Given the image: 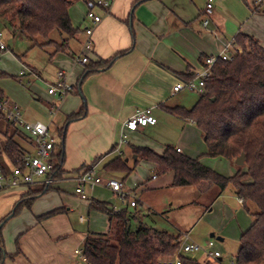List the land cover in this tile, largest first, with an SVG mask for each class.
Masks as SVG:
<instances>
[{"label":"crops","instance_id":"1","mask_svg":"<svg viewBox=\"0 0 264 264\" xmlns=\"http://www.w3.org/2000/svg\"><path fill=\"white\" fill-rule=\"evenodd\" d=\"M254 1L213 0L212 13L208 16V22L203 24L207 0H110L106 11L95 9V12L101 15V20L92 33V48L85 52L88 61L79 64L74 58L82 51L85 38L83 30L90 25V21L85 17V0H75L68 12L76 33L64 44L66 51L52 52L51 59L57 65L56 71L51 80L43 81L46 86L55 83L57 71L62 69L66 72L67 82L74 90L61 99L48 94L47 90L45 99H42L38 92L34 91V100L40 101L41 104L34 103V118L22 115L23 118L29 122L45 120L48 132L54 138V147L63 139L64 173L77 170L91 158L97 159L95 167L107 155H112L109 160L117 155H124L125 162L128 161L129 155L134 162L136 156L132 153L133 146L153 150L146 135L150 138L159 137L160 142L162 138L154 134L169 128L179 132L178 143L172 145L163 140L158 144L159 150L153 151L160 154L166 145H171L176 151L177 148L180 149L177 152L198 158L202 163L200 156H196L191 148L193 141L199 137L204 142L196 124L193 120L169 113L166 108L185 107L179 98V93L184 89L174 91V85L186 80L188 75L198 70L207 55L218 54L228 43L234 42L238 32L253 36L264 48V40L257 36L252 26L253 22L264 24V5H257ZM2 27L7 26L0 20V30ZM9 31L17 33L10 28ZM122 51L125 53L118 56L109 66L94 68L83 76L89 63L106 61ZM31 69L34 75L39 77L35 69ZM36 89L37 87H34V90ZM0 90L4 99L16 104L22 114L23 98H9L1 87ZM29 100L31 102L32 99ZM82 107L83 114L69 121L68 116ZM143 109H150L155 123L136 130H126L123 127L125 120L135 111ZM122 133L126 134V142L117 145ZM142 135L145 138L141 137ZM8 136L16 141L22 153L35 155L36 152L32 138L20 126L12 123L7 127L6 120L0 119V165L5 170L12 166L4 153ZM202 153L208 157L224 158L220 155H207L205 142ZM140 161H144L150 170L155 172L141 183V186L150 188L149 181L157 179L159 175L152 162ZM228 161L234 166L233 173L227 176H232L236 171L235 163ZM162 175L165 178L163 185L172 186L173 172ZM41 180L38 178L29 185L0 189V257L3 256L1 264H88L75 254V249H81L89 232H107L89 231L88 217L84 215L78 214L77 221L71 218L70 212L73 210L65 199V187L73 185L71 181H56L49 185V190L37 194L38 190L48 187L44 186ZM211 184L213 183L203 181L197 187L205 190L211 187ZM217 188L219 196L224 189L218 186ZM233 192L248 213L243 200L235 190ZM71 193L74 195L73 190ZM95 200L106 202L114 210L122 209H115L107 201ZM18 203L20 208L14 214ZM133 207H137V204ZM55 209H61V212L38 218ZM87 210L88 213L96 211L90 210L88 206ZM103 214L109 225L108 216ZM139 214L138 211L134 212V216ZM249 216L250 223L240 235L253 221L252 216ZM82 225H86L87 230H81ZM220 238L219 241H222L223 238ZM214 250L219 251L215 248ZM220 256L213 259L217 264L220 262Z\"/></svg>","mask_w":264,"mask_h":264},{"label":"trees","instance_id":"2","mask_svg":"<svg viewBox=\"0 0 264 264\" xmlns=\"http://www.w3.org/2000/svg\"><path fill=\"white\" fill-rule=\"evenodd\" d=\"M74 1L0 0V20L13 32L29 38L33 42L32 46L53 45L54 52L66 51L64 41L57 45L50 35L56 31L59 35H65L67 40L75 35L76 29L71 24L68 12ZM40 39L46 42H40ZM234 43L242 51L234 54L231 60L216 61L211 75L206 79V92L199 96L193 106L169 107L166 110L193 120L204 138L207 155H220L234 161L243 153L244 163L235 164V173L224 176L203 165L198 158L177 152L171 145H166L160 154L147 147L133 146L132 153L136 156L134 165L146 160L155 165L158 175L173 172L172 186H198L208 181L224 189L231 184L253 220L239 237V247L232 264H264V48L256 38L241 32L234 37ZM124 53L119 52L106 61L89 63L83 76L94 68L109 66ZM83 112L82 107L69 115L68 120L80 117ZM0 119L6 120L7 127L12 124L1 111ZM4 153L12 165H18L24 154L9 136L6 137ZM51 160L54 162L55 175L59 177L64 173L63 139L54 147ZM96 161L94 159L88 165H94ZM103 169L108 173L121 170L127 175L133 170L126 166L121 155L105 163ZM47 190L49 186L36 193ZM88 207L105 213L109 224H113L112 233L87 234L81 250L88 264H156L163 257L172 258L178 249L180 234L158 231L145 225L131 230V215L126 208L114 210L106 202L95 199L89 200ZM19 208L20 203L14 208V214ZM59 212L61 209H55L38 218ZM178 257L180 264H210L209 261L201 262L182 253ZM2 259L3 256L0 257V264Z\"/></svg>","mask_w":264,"mask_h":264},{"label":"rangeland","instance_id":"3","mask_svg":"<svg viewBox=\"0 0 264 264\" xmlns=\"http://www.w3.org/2000/svg\"><path fill=\"white\" fill-rule=\"evenodd\" d=\"M252 26L255 28L257 36L264 40V24L253 22ZM2 29L4 32L3 41L8 48L0 51V74H4L0 75V87L5 95L10 96L9 98L20 99L22 97L24 103L21 105L22 115L34 118V103L41 104L40 101L34 100V91L38 92L42 99H45L44 95L48 86L43 81L51 80L56 71L57 65L51 59L54 46H32L33 42L19 32L13 34L8 27H2ZM50 38L55 39L57 45L62 41L65 44L67 41L65 35H59L56 31L51 33ZM40 42L46 41L40 39ZM31 68L35 69L39 77L34 75ZM21 71L25 73L23 76L20 75ZM34 87L37 89L34 90ZM179 98L183 102V106L190 108L199 98V94L184 89L179 93ZM41 122L46 121L42 119ZM154 135H159L162 138L161 141L165 140L172 145L177 144L179 140V132L171 128L156 131ZM55 136L58 140V135ZM146 138L150 140L153 150H159L158 144L161 142H159V137L150 138L146 135ZM191 148L196 156H200L202 163L214 171L225 176L233 173L234 165H231L225 158L202 155L204 142L201 137L193 141ZM110 156L112 155H107L98 162L94 167V172L101 176L123 181L122 191L127 194V197L123 198L119 194L113 193L102 184L86 187L88 199L81 200L75 193L74 195L71 193V190L74 191V184L67 185L65 199L73 210L70 212L72 219L77 221L78 214L84 215L88 217L89 231L112 233L113 224L108 225L103 213L97 211L88 213L87 210L91 198L104 200L112 204L115 209H127L131 215L129 220L131 230H135L139 225H145L171 234L186 232L191 241L198 243L201 247L207 246L208 241L212 240L214 243L212 249H218L221 253L219 264H232L239 247L240 232L249 225L251 217L242 208L231 184H228L218 196L219 189L213 184L205 190L197 186H166L163 185L164 176L159 175L157 179L149 181L150 188H145L141 186V183L155 172L150 170L144 161L138 162L134 167L132 156L128 155L126 166L134 168L128 175L121 170L108 173L104 171L103 166ZM122 158L126 159L124 155ZM93 160L94 158L88 159L85 164H89ZM132 200L137 204V207L130 205ZM252 205L255 207L254 204ZM135 211L140 214L134 216ZM80 227L81 230H87L86 225ZM210 234H213V237H210ZM216 237H222L223 240L219 241ZM175 252L172 258L175 257ZM182 255L201 262L209 261L210 264H217L212 258L207 257L203 250L182 252ZM161 259H168V257Z\"/></svg>","mask_w":264,"mask_h":264},{"label":"built area","instance_id":"4","mask_svg":"<svg viewBox=\"0 0 264 264\" xmlns=\"http://www.w3.org/2000/svg\"><path fill=\"white\" fill-rule=\"evenodd\" d=\"M110 0H85V17L90 21V25L84 28L85 38L82 42V51L75 56L74 61L79 64H85L88 59L85 52L92 48V33L94 28L101 20V15L95 12V9L101 8L105 11L109 6ZM255 4L264 5V0H255ZM213 10V0H207L204 8L203 24L208 22V16ZM4 32L0 30V51L6 50L8 47L3 41ZM231 48V50H230ZM241 48L234 42L228 43L224 50L218 54L207 55L198 70H195L191 77L174 85L173 90L179 91L187 89L189 92H195L202 95L206 92V79L211 75V69L217 60H231L232 56L240 53ZM25 73L20 72L23 76ZM74 90V87L66 80V72L62 69L57 71V80L55 83L48 85L47 92L50 95L61 99ZM0 111L4 113L7 120L27 133L35 144V155L23 154L21 161L18 165H12L9 170H5L0 165V189L16 187L21 185H29L42 179L41 182L44 186H49L56 181H71L74 184V193L81 199L87 200L86 187H93L96 185H105L113 193L119 194L121 197H127L123 193V182L114 178L103 179L100 175L94 172V165L85 164L78 170L63 173L59 177L55 175L54 162L51 160L54 149V138L49 134L47 125L40 122L26 121L19 107L2 98L0 99ZM193 122V121H192ZM155 118L151 115L150 109L138 110L132 113L123 123L126 130H136L147 124H154ZM126 142V134L122 133L117 145ZM118 150V146L116 147ZM177 151H180L177 148ZM135 202L130 201L131 206H135ZM178 249L175 252V257L170 259L158 260L156 264H180L178 257L182 252H195L203 250L207 257L217 259L220 252L213 248V241L209 240L207 246L201 247L198 243L191 241L188 233H180L178 237ZM75 254L79 255L83 261H86L85 256L80 248L75 249Z\"/></svg>","mask_w":264,"mask_h":264},{"label":"water","instance_id":"5","mask_svg":"<svg viewBox=\"0 0 264 264\" xmlns=\"http://www.w3.org/2000/svg\"><path fill=\"white\" fill-rule=\"evenodd\" d=\"M135 157V156H134ZM234 163L237 165H241L244 163V154L241 153L240 155H238L235 159H234ZM210 237H213V234H210ZM216 239L221 240L220 237H216Z\"/></svg>","mask_w":264,"mask_h":264}]
</instances>
